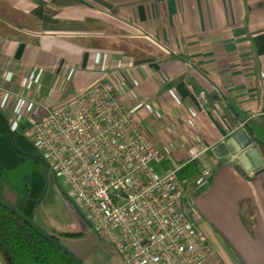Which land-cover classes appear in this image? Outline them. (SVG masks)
Instances as JSON below:
<instances>
[{"label":"crops","instance_id":"obj_1","mask_svg":"<svg viewBox=\"0 0 264 264\" xmlns=\"http://www.w3.org/2000/svg\"><path fill=\"white\" fill-rule=\"evenodd\" d=\"M3 1L46 26L0 34V112L9 128L27 127L116 72L162 169L194 156L211 172L191 199L214 248L198 264H264V144L243 127L253 118L264 131V0ZM238 130L262 161L245 174L235 158L212 152Z\"/></svg>","mask_w":264,"mask_h":264},{"label":"built area","instance_id":"obj_2","mask_svg":"<svg viewBox=\"0 0 264 264\" xmlns=\"http://www.w3.org/2000/svg\"><path fill=\"white\" fill-rule=\"evenodd\" d=\"M117 73L32 120L24 136L54 173L58 187L123 264H198L213 256L191 210L196 188L162 169L161 150L140 127L138 109L121 96ZM210 170L200 168L201 181Z\"/></svg>","mask_w":264,"mask_h":264},{"label":"trees","instance_id":"obj_3","mask_svg":"<svg viewBox=\"0 0 264 264\" xmlns=\"http://www.w3.org/2000/svg\"><path fill=\"white\" fill-rule=\"evenodd\" d=\"M14 10L7 2L0 1V31L12 25L14 15L10 16V12ZM228 106L237 118L235 114H239L240 111L236 104L230 102ZM254 121L253 118L246 120L243 127L251 138L264 144V131L253 129ZM23 129V127L18 130L10 129L0 112V200L35 222L36 207L44 194L47 179L51 176L55 180V175L24 136ZM200 168L198 162L191 159L177 171V176L185 179L187 188H196L193 196L202 192L209 182V178L201 181ZM6 192L13 195L12 200L5 197ZM63 196L66 199L64 194ZM37 225L55 239L82 235L81 232L48 231ZM0 259L3 264H75L64 252L2 205H0Z\"/></svg>","mask_w":264,"mask_h":264},{"label":"rangeland","instance_id":"obj_4","mask_svg":"<svg viewBox=\"0 0 264 264\" xmlns=\"http://www.w3.org/2000/svg\"><path fill=\"white\" fill-rule=\"evenodd\" d=\"M11 7L14 8L12 5ZM14 9L10 12V16L14 15L12 25L0 31V34L22 35L28 31L46 28L30 14ZM135 43L147 46L143 41L138 40ZM5 197L8 200L13 199V195L8 192L5 193ZM35 222L48 231L81 232L82 235L75 238L61 237L59 240H64L63 244L81 259L83 264H119L118 259L121 258L114 248L96 236L74 204L64 198L61 189L56 186V181L51 176L47 179L44 194L36 207Z\"/></svg>","mask_w":264,"mask_h":264},{"label":"water","instance_id":"obj_5","mask_svg":"<svg viewBox=\"0 0 264 264\" xmlns=\"http://www.w3.org/2000/svg\"><path fill=\"white\" fill-rule=\"evenodd\" d=\"M212 152L217 157H222L225 161H230L235 158L236 163L234 164V169L241 174L252 172L262 165L256 148L251 147V139L245 136L241 130L235 131L224 142L218 143L212 149ZM0 205L13 212L18 218L32 227L40 236L64 252L75 264H83V262L59 239H55L47 234L34 221L26 218L11 205L1 200Z\"/></svg>","mask_w":264,"mask_h":264}]
</instances>
